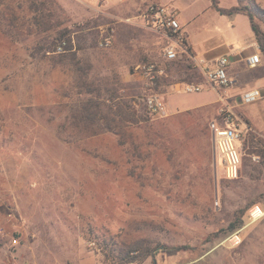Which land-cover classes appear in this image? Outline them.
Here are the masks:
<instances>
[{
	"label": "rangeland",
	"instance_id": "obj_1",
	"mask_svg": "<svg viewBox=\"0 0 264 264\" xmlns=\"http://www.w3.org/2000/svg\"><path fill=\"white\" fill-rule=\"evenodd\" d=\"M151 1L0 0V264H264V215L250 216L264 209V54L254 34L262 64L236 56V84L214 88L186 60L166 62L144 14ZM161 1L198 16L180 23L199 55L241 51L247 16ZM218 1L264 10V0ZM146 61L167 66L158 83L136 71ZM185 81L203 87L178 91ZM252 89L262 97L242 103ZM149 94L166 114L149 112ZM228 108L245 123L235 180L210 127ZM162 245L189 248L146 254Z\"/></svg>",
	"mask_w": 264,
	"mask_h": 264
},
{
	"label": "built area",
	"instance_id": "obj_2",
	"mask_svg": "<svg viewBox=\"0 0 264 264\" xmlns=\"http://www.w3.org/2000/svg\"><path fill=\"white\" fill-rule=\"evenodd\" d=\"M147 17L149 25L152 29L160 34L166 40L163 48V56L166 62H173L178 60H186L191 64L192 55L187 52L183 46L184 33L176 10L166 5L150 2L144 12ZM109 44V41H106ZM66 41L62 40L58 45V51H62ZM230 57L222 55L216 59L215 65L202 66L194 62L195 69H199L202 73L205 82L212 87L228 88L236 84V79L232 77L228 68L230 67ZM204 63V62H202ZM246 64L251 68H256L262 64V57L259 52H254L247 56ZM167 66L165 63L158 62H144L136 66V71L145 77V79L155 84L158 79L166 74ZM178 91H185L188 93L199 92L203 83L188 81L177 83ZM261 93L259 89H252L246 91L240 96L242 103H249L260 99ZM145 106L152 114L163 115L167 112L166 101L158 94H149L144 99ZM243 123L239 117L232 111L231 108L223 110L219 118L214 119L210 123L213 133L215 147L222 159V166L224 176L228 180L238 179L243 165L242 153L239 143L243 134ZM264 215V209L260 205H255L250 210L252 218H260ZM239 238V236H236Z\"/></svg>",
	"mask_w": 264,
	"mask_h": 264
},
{
	"label": "trees",
	"instance_id": "obj_3",
	"mask_svg": "<svg viewBox=\"0 0 264 264\" xmlns=\"http://www.w3.org/2000/svg\"><path fill=\"white\" fill-rule=\"evenodd\" d=\"M211 1H212V7L214 9H216L220 14L232 15L234 13H242V14L247 15L249 17V19H250L251 27H252V30H253L255 36H256L257 42L259 44V48H260V50L264 54V33L260 29L259 25L255 22V18L256 17L262 18L264 20V10L261 9L257 5H254L253 7H251V6L235 5V6H232L230 8H224V7H221L219 5V1L218 0H211ZM62 38H64L63 35L60 36V39H62ZM183 46L186 48V50H187L188 53H190L191 55H193L192 48L188 44L187 39H186L185 36L183 38ZM68 49H69V43L67 41V43L64 46V49L63 50L66 51ZM146 62H151V61H146ZM172 63L173 64H175V63L177 64L178 63V65H184V64H180V63H184L183 60H178V61L170 62V64H172ZM186 66L190 70V69H192V66L193 65L192 64H187ZM156 82L158 83L159 82V79ZM155 86H157V84ZM119 107L122 110L120 112H118V114L120 116H122L123 115V106L120 104ZM262 156H263V159H264V151H263ZM242 213L243 212L241 211V212H239L237 214L236 220L233 221L232 224H231V228L240 227L243 224L242 216H241ZM186 248H189V247L186 246V245H184V246H182V245H177V246H167V245L155 246L154 248H152L150 250H147V253L146 254L147 255L154 256L157 253L164 252V253H167L169 255H172V254H176L177 252H179L181 250H184Z\"/></svg>",
	"mask_w": 264,
	"mask_h": 264
},
{
	"label": "crops",
	"instance_id": "obj_4",
	"mask_svg": "<svg viewBox=\"0 0 264 264\" xmlns=\"http://www.w3.org/2000/svg\"><path fill=\"white\" fill-rule=\"evenodd\" d=\"M151 2H157V3H160V4H163V5H166L168 6L167 4L163 3L161 0H155V1H151ZM219 5L221 6V4L219 3ZM237 5V4H235ZM235 5H232V6H235ZM230 6V7H232ZM169 7V6H168ZM212 7V5H211ZM221 7H224V6H221ZM230 7H224V8H230ZM171 8V7H170ZM213 8V7H212ZM174 10H176L177 14H178V17H179V20H181V22L183 23L182 25L185 26V23H189V21H195L197 19L198 16H191L190 20L189 19H185V18H181V11L180 10H177L175 8H173ZM214 9V8H213ZM216 10V9H215ZM217 11V10H216ZM218 12V11H217ZM219 13V12H218ZM221 15H224V14H221ZM238 15H245V14H242V13H234L232 15H224V16H229L230 18H233V20H236L238 18ZM247 16V15H245ZM248 17V16H247ZM249 18V17H248ZM250 21V19H249ZM250 26H251V22H250ZM186 39H187V42L188 44L191 46L192 48V51H193V59L192 61L197 63L198 65H202L204 66L203 64L205 63V59H207L208 61H212V62H216V59L218 57H220V55L222 54V52L220 51H215V52H211L209 50V48L207 47L205 49V52H202L200 55L198 53V51L196 50V47H195V44L193 43V41L191 40L190 38V35L187 31L185 30H182ZM244 41L242 43V47H241V51L240 52H237V51H233V56L230 57V66L235 62L234 60H232V58H236V56H239L241 59L244 58V54H248L246 55L249 56L250 54L256 52V50L258 49V45H257V42H256V39L254 37V32L252 30V27L250 28V30H247L245 32V36H244ZM222 56V55H221ZM245 57V59H246ZM204 62V63H202ZM247 65V64H246ZM260 66V65H259ZM258 66V67H259ZM248 68L252 69L251 67H249L247 65ZM232 76V75H231Z\"/></svg>",
	"mask_w": 264,
	"mask_h": 264
}]
</instances>
